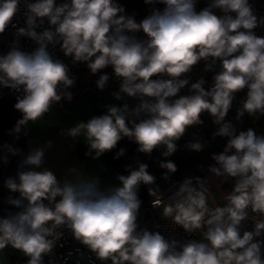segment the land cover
Wrapping results in <instances>:
<instances>
[{
  "label": "clouds",
  "instance_id": "obj_1",
  "mask_svg": "<svg viewBox=\"0 0 264 264\" xmlns=\"http://www.w3.org/2000/svg\"><path fill=\"white\" fill-rule=\"evenodd\" d=\"M23 2L25 26L19 27L13 21L22 0H0V34L11 26L17 38L27 37L38 45L26 52L13 41L10 50L0 55V87L24 93L14 105L22 118L9 134H20L29 121L39 120L61 100L72 101L67 89L75 85V77L48 51L50 45L59 44L65 57L86 64L92 75L111 66L120 81L119 91L112 93L115 99L126 95L139 100L132 109L127 104L106 105V114L67 130L68 137H84L86 156L97 160L126 137L140 153L150 156L154 149H163L162 156L169 157L186 130L203 124L201 115L208 113L218 125L213 138L228 137V141L223 152L212 156L215 165L207 170L235 183L224 197L225 205L215 208L209 207L208 189L199 177L180 183L172 203L163 207V218L186 233L206 228L201 242L181 243L160 232L138 230L139 188L155 185L156 180L147 164L126 166L129 174L117 175L119 184L107 190L101 188L99 177H85L76 167L68 169L74 179L61 181L43 167L45 153L53 146L48 141L31 148L18 166L17 177L4 182L11 193H19L18 198L8 196L6 203L23 210L0 218V253L11 247L27 257L26 264H44V256L54 254L64 236L60 229L66 228L101 264H264V241L256 239L264 235V219H255L253 230L242 232L249 209L264 217V135L252 128L236 134L225 119L236 94L245 89L236 119L245 113L264 116V37L254 31L264 26V17L257 15L250 0H210L200 11L197 0H144L164 7L153 8L140 22L116 0ZM45 20L50 27L38 33L35 29ZM138 32L145 38L138 39ZM201 61L204 71L220 62L210 88L205 90L201 77L191 83L190 95L175 98L189 84L186 74ZM109 79L101 74L97 89L103 91ZM185 147L201 152L205 146L193 141ZM3 148L11 155L21 154L10 145ZM125 152L120 148L113 158ZM2 159L8 163L7 155ZM159 166L167 170L164 180L177 171L170 160ZM148 194L157 196V191L148 187ZM159 205V199L152 201L153 207ZM0 264H6L2 256Z\"/></svg>",
  "mask_w": 264,
  "mask_h": 264
},
{
  "label": "built area",
  "instance_id": "obj_2",
  "mask_svg": "<svg viewBox=\"0 0 264 264\" xmlns=\"http://www.w3.org/2000/svg\"><path fill=\"white\" fill-rule=\"evenodd\" d=\"M56 4L59 5L60 3L64 2V0H55ZM210 0H204V6H208ZM256 9V13L258 16L264 17V0H250ZM21 11L16 15L14 18L13 23H15L19 27L25 26V17H24V2L20 5ZM216 15H222L219 10H214ZM50 25L47 20H45L44 24L40 27L36 28L35 30L39 33L44 31L45 29L49 28ZM16 29L13 27H9L5 30L3 34H0V55L7 53L10 50V46L12 45L13 41H17V46L22 51L32 52L34 51L38 45L27 37H19L17 38L14 33ZM256 35L264 37V26L258 27L255 30ZM138 39H143L144 34L142 32H138L135 34ZM48 51L50 54L56 58L63 61L70 70V76L75 77V85L67 91L72 93L74 101L75 98L86 97L88 94L94 92H102L97 89L96 81L98 80L101 74H108L110 79L108 81L107 86L104 90L109 88H115L116 91H119L120 81L114 76L113 69L111 66L101 70L100 73L96 75H92L87 68L86 64L84 63H73L71 57H65L63 52L60 50V45L57 44L54 47L49 46ZM205 63L201 61L196 66L193 67V70L186 74V78L189 80V84L186 85L181 91L178 93L177 97L179 96H187L191 93L189 92V88L191 83L196 82L201 77L205 80L204 88L208 90L213 83V76L220 71V62L217 61L216 65L212 70L204 71ZM156 77H153L155 79ZM1 88V96L8 95L10 96L15 103L17 102V97H23V91H15L9 88ZM103 90V91H104ZM247 90L241 91L236 94V98L233 101L232 108L228 112L226 116V121L230 122L235 130L236 134L240 131H247V129L252 128L255 130L257 135H264V116H260L257 114L256 116L249 117L247 113L240 119L237 120V108L241 107V101L245 98ZM173 98V99H175ZM71 101V102H72ZM67 100H61L60 103L55 104L49 112L45 113L44 115H49L57 112L63 106L71 103ZM139 103V100L136 98H130L126 95L123 96L121 99L122 106L127 104L129 109L134 108ZM106 105H111L109 102H103L102 110L99 111L95 116L106 114L107 108ZM19 117L22 118V114L18 111ZM143 118V117H141ZM201 119L203 120L202 130L205 135V138L213 145H222L226 144L228 141V137H220L216 136L213 138V132L218 130V125H215L212 122V118L208 113H203L201 115ZM13 147V146H12ZM15 148V147H13ZM17 149V148H15ZM20 155H11L7 153L6 149H0V218H6L11 214H15L17 212L22 211V208H18L16 206L10 205L6 203V198L8 196H12L13 198H18L19 193H11L7 188L4 187V182L7 178L17 177L18 166L20 165L21 161L23 160L24 156H26L25 150L19 149ZM163 149H154L153 154L164 158L162 156ZM7 155L8 163L5 164L3 162V157ZM224 180L225 185L228 187V191L226 195L232 191L233 184L235 183V179L222 177ZM180 183H182L179 179H172L167 185L160 187L157 190V196H152L151 198L143 201L139 210L138 214V230L147 229L150 232H160L162 235L165 236L168 240H177L181 243L187 242L188 240H195L197 242H201L203 239L202 233L206 231V228L196 231L195 233H186L184 229L174 223H172L171 219H164L163 218V209L160 208L164 207L166 204L172 203V197L174 194L179 190ZM225 195V196H226ZM57 201L60 199L59 197L56 198ZM159 199L160 205L158 207L152 206V201ZM47 204V201H44ZM226 201L224 197L220 200L219 207H223ZM210 208H215V206H209ZM255 219H264V217L259 216L258 214H254L249 209V219L248 221L242 222L243 228L246 231H252L254 228L253 221ZM158 226V227H157ZM64 233L63 238L57 243L56 248L54 249V254L45 255L44 256V264H76V261L79 260V264H101L100 261L96 260L94 254L90 253L86 246L80 244L76 241L71 233L66 229H60ZM241 232V234H242ZM258 240L264 241V235L256 238ZM8 253L11 256L19 258L23 260L25 263L27 261V257H25L22 253L17 250L12 249L11 247L6 248ZM82 254V255H81ZM261 255L262 259H264V246L261 248ZM110 264V262H109Z\"/></svg>",
  "mask_w": 264,
  "mask_h": 264
},
{
  "label": "trees",
  "instance_id": "obj_3",
  "mask_svg": "<svg viewBox=\"0 0 264 264\" xmlns=\"http://www.w3.org/2000/svg\"><path fill=\"white\" fill-rule=\"evenodd\" d=\"M117 3L125 8L127 15H134L137 22H140L148 14H150L153 8L162 10L163 4L148 5L144 3V0H116ZM204 0H197L196 10L203 9ZM15 101L8 95L1 96L0 88V149L3 145H10L17 149L25 150L26 137L23 132L20 134H9V131L15 127L16 121L20 119L19 113L14 108ZM122 107V104L116 105ZM19 136L17 139L16 136ZM205 135L201 125L191 126L186 130L185 135L176 142L177 150L169 157L161 158L152 154L146 155L137 151L138 145L135 142L130 141L128 138H123L118 142L117 147L112 151L105 153L102 159L107 168L117 167L120 169L122 175L127 176L129 173L126 171V166H131L133 169L137 167V163H145L148 165L147 171L149 174L155 176V185H143L141 184L138 197L143 202L151 198L148 194V187H153L156 191L165 185H167L172 179H179L181 182L184 179L192 177H199L201 180H205L208 176L212 175L207 169L210 165H215V161L212 159L214 154H219L224 151L226 144L222 145H209L204 147L201 152L189 151L185 145L189 142L199 141L202 144L206 142ZM120 148L126 149V152L119 159L113 157L120 150ZM232 154V153H229ZM172 161L177 166V171L170 174L169 179L164 180L163 174L167 171L159 166L161 161ZM195 185V180L193 181ZM14 257V256H13ZM22 264H26L24 261Z\"/></svg>",
  "mask_w": 264,
  "mask_h": 264
},
{
  "label": "crops",
  "instance_id": "obj_4",
  "mask_svg": "<svg viewBox=\"0 0 264 264\" xmlns=\"http://www.w3.org/2000/svg\"><path fill=\"white\" fill-rule=\"evenodd\" d=\"M99 110L95 108L89 98H75L71 103L63 106L57 112L44 115L35 122L29 121L23 126L26 133L25 152L28 154L31 148L39 147L51 141L53 146L45 153L43 167L52 170L63 181L65 178L74 179L68 173V169L76 167L85 177H99L103 190L119 184L117 175H122L119 168H107L102 156L93 160L86 156V142L81 135L75 139L67 136V130L75 126L79 121H87L95 116ZM41 171L42 169H34ZM219 206V205H218ZM6 260V264H22L23 260L11 256L5 249L0 253Z\"/></svg>",
  "mask_w": 264,
  "mask_h": 264
},
{
  "label": "rangeland",
  "instance_id": "obj_5",
  "mask_svg": "<svg viewBox=\"0 0 264 264\" xmlns=\"http://www.w3.org/2000/svg\"><path fill=\"white\" fill-rule=\"evenodd\" d=\"M114 92H117L115 88H109L102 92L88 94L87 97L89 98L91 104L101 111L103 102H109L111 105L115 106L121 103V100L115 99V97L112 95ZM209 145H211V143L206 140L204 146L207 147ZM204 186L208 189V205L217 207L220 203V200L225 197L228 191V187L225 185L223 178L212 174L204 180ZM162 209L163 207L160 208V210Z\"/></svg>",
  "mask_w": 264,
  "mask_h": 264
}]
</instances>
